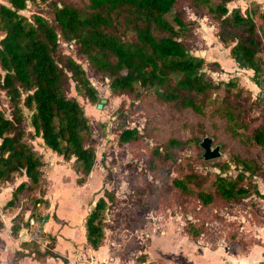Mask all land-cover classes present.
I'll use <instances>...</instances> for the list:
<instances>
[{
	"label": "trees",
	"instance_id": "trees-1",
	"mask_svg": "<svg viewBox=\"0 0 264 264\" xmlns=\"http://www.w3.org/2000/svg\"><path fill=\"white\" fill-rule=\"evenodd\" d=\"M29 1L0 0V183L19 179L4 209L21 196L30 197L28 216L39 217L37 206H48L44 195L49 179L43 153L32 143L35 137L63 159L73 157L78 184L85 182L95 163L92 122L68 91L73 82L79 94L98 102L97 89L61 42L72 44L76 57L85 59L95 75L108 79L111 93L163 106L175 117L193 112L201 118L200 133L207 132L208 125L213 133L205 135L220 147L217 137L223 128L235 140L250 139L264 152V111L253 118L257 121L253 127L242 118L264 100V7L258 2L251 1L242 10L229 7L231 0H45V13L27 16L21 11ZM185 3L210 17L215 35L229 47L239 67L252 69L250 79L259 87V96L253 98L237 75L215 80L207 73L208 60L191 52L187 42L192 24ZM212 63L221 69L218 62ZM3 97L7 113L1 106ZM136 137H142L136 127H124L118 143ZM202 138L167 136L152 150L157 157L178 162L177 151L185 143L199 147ZM258 175L264 178V164L241 148L233 149L230 159L219 163V172L201 171L190 163L186 170L180 168L169 178V193H175L183 214L191 213L192 206L193 214L211 213L222 219L233 213L232 205L252 196L264 199L254 179ZM113 197L105 188L86 217L85 235L92 248L104 238V212ZM250 219L263 220L264 210H255ZM206 227L205 219L186 216L183 231L197 239ZM226 236V246L233 251H242L249 243L239 226ZM34 243V251L59 256Z\"/></svg>",
	"mask_w": 264,
	"mask_h": 264
},
{
	"label": "rangeland",
	"instance_id": "rangeland-1",
	"mask_svg": "<svg viewBox=\"0 0 264 264\" xmlns=\"http://www.w3.org/2000/svg\"><path fill=\"white\" fill-rule=\"evenodd\" d=\"M46 4L45 0H30L21 12L27 16H30L32 12L45 13ZM184 6L186 16L192 24L191 35L188 36L187 42L191 52L199 54V52H203L205 45L203 36H211V29L204 25L211 19L208 15L192 10L187 3ZM61 45L64 52L71 54L81 62L92 84L97 89L98 102L102 98L104 101L103 105L98 107V102L79 94L71 82L68 93L76 96L85 114L92 122V134L96 149L93 165L95 171L89 179L88 187L85 190H78L76 189L79 185L75 182V170L70 167H60L53 174L54 183L50 192L58 191L60 193V190H64L66 192L65 200L77 199L81 203L91 194L101 192L102 188L103 191L106 188L114 193L113 200L104 212L105 233L101 242L108 250L106 256L108 264H212L213 259L206 261L203 256L197 254V247L203 245L214 247L218 242H226L228 232L238 226L242 232L244 230L248 234L247 221L252 214H255V210L258 212L264 210V199L252 196L250 199H245L240 205H232L233 213L226 214L222 219L216 218L211 213L197 212L193 214L191 205L189 206L192 208V214H183L177 209L175 193H169V178L177 175L180 168L186 170L189 163L201 171L207 169L210 172H219V163L229 160L230 152L233 149L241 148L247 155L254 156L264 164L263 150L250 139H246L244 142L242 139L241 141L235 140V137H230L223 128H220L219 135L216 137L222 146L220 147L221 155L217 158L204 159L203 148L200 144L201 149L192 143H185L177 151L178 162L169 161L161 156L157 157L155 151L153 152L154 147L156 143L159 144L167 136L188 138L199 135L202 138V135L212 134L213 131L207 125L208 131L201 134L199 123L201 118L193 112H186L184 115L175 117L170 110L168 113L163 106L148 104L147 101L136 99L128 94L111 93L108 79L101 75H95L85 59L76 57L72 44L61 42ZM205 68L215 80L221 79L216 76V71L219 70L212 61L208 60ZM242 75V79L237 75L240 83L250 89L246 85V73ZM250 91L253 98L259 96V89H250ZM219 92L222 93L223 89H219ZM239 104L247 105L246 102ZM7 105V99L3 97L1 106L6 113L8 112ZM263 111L264 100L259 104H253L252 108L244 113L243 121L249 122V127H253L257 122L253 118ZM124 127H136L142 137H136L130 142L119 144L118 136ZM32 143L36 149L42 150L41 146L44 144L40 137H35ZM215 143L214 141L213 144ZM49 152L53 151L49 149ZM98 169L102 174L101 180L104 181L102 186L101 184L99 186ZM44 173L47 175L45 168ZM254 179L259 189L264 192V178L258 175ZM105 182L108 184L105 185ZM48 185L49 183L46 185V193ZM29 200V196L28 198L21 196L16 205L17 212L13 216L15 223L25 222L26 215L30 213L32 207ZM37 208L41 212L47 213L46 207L42 204ZM68 210L75 211H71L70 208ZM186 216L206 221V231L197 239L187 238L183 231ZM3 218L7 222V213ZM232 219L234 221L229 223L228 220ZM3 234L7 237V226L3 228ZM191 240L193 241L191 244L195 246L193 253L197 254L196 256L190 254Z\"/></svg>",
	"mask_w": 264,
	"mask_h": 264
},
{
	"label": "crops",
	"instance_id": "crops-1",
	"mask_svg": "<svg viewBox=\"0 0 264 264\" xmlns=\"http://www.w3.org/2000/svg\"><path fill=\"white\" fill-rule=\"evenodd\" d=\"M251 1H256L261 7H264V0H231L228 6H238L243 10ZM204 25L211 29L212 33L211 36H203L205 45L203 46V52H199V55L204 56L206 60L218 62L221 69L216 71V76L225 79L230 75H238L242 79V74L246 73V85L250 89L258 90L259 87L257 84L250 79L252 69L237 65L236 61L230 55L229 47L222 44L215 35L213 23L206 22ZM41 148L42 150L39 151L43 153L45 161L44 168L47 172V175H45L49 179V185L45 195L48 199V206L45 208L47 211V220L44 225L46 241L45 243L37 244H39L40 250L47 249L55 252L59 256L34 251L35 241L33 243L29 242L30 239H27L25 236V223L28 214L26 215L24 223L17 222L19 224V226L17 225L18 228L14 227L15 222L13 216L17 212L16 205L18 202L15 205L8 206L6 209H4V204L11 197L12 190L19 181V179H16L14 182L0 183V264H108L106 259L108 250L106 246L100 244L97 248H92L87 242L85 235L86 217L96 199L103 194V188L101 192L97 194L93 193L88 198H85L83 203L77 199L71 201L65 200L66 192L64 190H60V193L58 191L55 193L50 192L51 186L54 183L53 174L60 167L72 168L71 162L73 161V157L70 160H65L56 152H49L50 148L45 145L41 146ZM94 171L95 169L93 167L85 182L82 184L76 182V173L75 182L79 185L76 189L85 190L89 185V179L94 174ZM101 175L99 172V186L100 184L102 186L104 183L101 180ZM107 184L105 182V185ZM69 208L71 211H75L70 212L68 210ZM6 213L7 222L3 218ZM1 219L3 222H1ZM6 226L7 237L3 234V228ZM246 229L249 233L244 232V234L249 239V243L244 250H230L227 248L226 242L222 241L218 242L214 247L207 245L197 247V254L203 256L206 261L213 259L212 264H256L264 257V219H249ZM191 242L193 241L191 240L189 245L191 250L190 254L196 256L197 254L193 253L195 246Z\"/></svg>",
	"mask_w": 264,
	"mask_h": 264
},
{
	"label": "built area",
	"instance_id": "built-area-1",
	"mask_svg": "<svg viewBox=\"0 0 264 264\" xmlns=\"http://www.w3.org/2000/svg\"><path fill=\"white\" fill-rule=\"evenodd\" d=\"M47 213L40 212L39 217L27 216L26 218V234L27 239L33 240L36 243H45V215ZM256 264H264V257L260 259Z\"/></svg>",
	"mask_w": 264,
	"mask_h": 264
},
{
	"label": "water",
	"instance_id": "water-1",
	"mask_svg": "<svg viewBox=\"0 0 264 264\" xmlns=\"http://www.w3.org/2000/svg\"><path fill=\"white\" fill-rule=\"evenodd\" d=\"M104 99L102 98L97 106L101 107L103 105ZM200 146L203 148V157L206 160L217 158L221 155L220 145L213 144V139L209 135L203 136V138L199 142Z\"/></svg>",
	"mask_w": 264,
	"mask_h": 264
}]
</instances>
